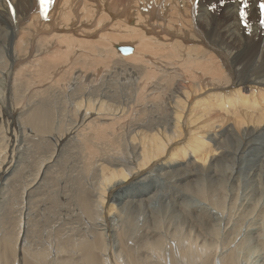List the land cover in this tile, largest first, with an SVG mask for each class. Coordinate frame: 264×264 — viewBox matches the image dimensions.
Returning a JSON list of instances; mask_svg holds the SVG:
<instances>
[{
  "label": "bare ground",
  "instance_id": "obj_1",
  "mask_svg": "<svg viewBox=\"0 0 264 264\" xmlns=\"http://www.w3.org/2000/svg\"><path fill=\"white\" fill-rule=\"evenodd\" d=\"M11 2L16 8L15 21L8 11V0H0V29H2L0 31V45L5 47L7 51L5 53L12 62L10 66L12 74L7 79L8 84L10 82L13 89L15 84L19 85V83H16L18 82L17 75H20L18 73L23 69L26 70L24 76H27V78L33 74L39 75L45 72L41 74L47 76L42 80L45 85L42 89L36 90L46 92L60 83L61 86L59 87H67V90L70 87L76 88L77 85V88L84 90L81 94L85 93V90V96L88 94L86 100H84V107L81 106L83 105L81 100L75 102L77 108L80 107V109L85 110L84 113L77 116V120L75 119L71 124L67 122L69 127L62 133L60 130V136L56 138V142L60 141L61 145V141L67 135H72L71 137L75 138V144L96 140L103 147H106L117 137L116 129L123 127L125 119L128 124L130 122L133 125L130 137L131 139L135 137L137 140L135 149L140 158L136 172L131 174L130 170L111 172L109 175H103L101 185H107L113 181H118L117 185L119 182L123 184L144 169L155 168L159 163L156 161L164 156V153L166 154L176 143L185 141L187 144L181 148L179 153L177 151L173 152L183 158L188 156L184 164L179 163L180 167L173 172L178 174V177L176 175L173 180V188L180 189V186L176 183L177 180H187L195 174L211 176L209 174L216 163L226 160L225 157L229 156H233L232 158H237V160L242 159L252 140L264 136V29L261 28L259 23L258 7L261 0H249L250 7L247 10L249 15L246 17L247 28L239 23L238 16L234 13L235 6L232 0H226L225 7L222 10V19L220 20L215 18L213 11H208L210 0H54L46 12V19L41 15L38 0H11ZM212 2L215 3L218 0H212ZM114 17H116L115 21H113ZM8 29L10 32H8ZM123 44L132 45L133 50L130 54L122 55L118 51L117 46ZM26 51L28 52L25 53ZM25 54L32 58L29 60L32 63L29 67L26 66V63L24 64ZM16 67H18L17 70ZM120 68L122 69L120 70ZM128 69L132 70L133 73L135 72L138 77L139 91L137 92L138 95L140 92L141 97L144 93L147 96L148 90L154 92L157 90L158 93V90L174 89L171 101L167 102L168 112L164 120L166 123L151 127V125L148 126L144 123L145 121L142 118V121L125 118V112L123 118L120 114L123 108H116L115 111L117 112H113L111 109L114 106L111 102L107 105L104 99L97 98L94 94L90 96L94 91L88 90H92L91 88L97 84L95 82L97 78L99 80L102 78L100 81H106L109 77H116L119 73L121 75L123 70ZM133 73H130V75L134 79L135 74ZM35 76L33 75V78ZM1 77L3 76L1 75ZM109 83L113 88L114 85L116 86L114 84L116 82L112 80ZM11 87H9V90H11ZM54 89L56 88L54 87ZM217 91H222V93H216ZM166 92L170 93L167 90ZM157 93L156 97L159 96ZM34 95L31 94L32 100L35 99ZM203 95H206L205 98ZM146 98L143 99L142 97L141 100L145 101ZM163 98L165 99V96ZM161 100L160 102L164 101ZM210 101L213 105H221L222 107H226L227 104L231 106L228 103L230 101L236 105L240 104L238 106L241 109H238L237 113L234 111V115L230 114V117L234 116L233 126L240 129L239 134L242 136V146L240 147L239 144L234 152L224 148L232 141L229 137L237 134L234 127L233 130L232 127H227L223 131L220 130L221 132L214 134L213 137L210 136L211 134L206 135L208 140L206 144L202 141L204 136L199 137V134H197L200 133L201 128L204 129L206 125L210 124L211 118L206 115V113H209ZM12 103L9 100V104L12 105ZM135 103L132 105H135ZM150 103L152 101H149ZM158 104L161 105L162 103ZM154 106L156 108V105ZM247 108L249 109L247 110ZM14 109H17V107ZM255 110L259 111L254 112ZM51 111L50 109V112L45 115H42L44 112L41 113L43 119L37 126L38 130H34L37 133L36 135L45 136L47 134L44 122L45 119L50 120L53 118ZM127 112L129 113L128 110ZM30 113V124H34L35 121L32 120L34 113L32 111ZM217 114L215 113L216 116ZM11 119L13 120L12 117ZM144 126L151 129L148 131L143 130ZM191 127H196V137H189L193 132ZM38 140H41V137ZM21 141H25L23 137H21ZM14 144L9 143V159L5 162L4 167L0 169V177L10 174L12 167L14 168L15 163L19 160L17 153L20 151H17L20 148H16V150ZM208 144L214 146L213 152L215 154L210 151ZM190 151L196 153L195 156L190 155ZM15 171L5 181L10 182L16 175L14 174ZM167 171L169 172L170 169H167ZM42 181L44 182V177H42ZM256 184L259 186V183ZM101 185L99 183L100 190L98 191L97 202L94 200L97 207L105 206L108 198H111L109 197L111 191L106 194L104 187ZM81 187L80 190H82ZM203 187V184L199 183L193 186L192 189L202 199L208 200L212 207L205 205L199 211L203 214V217L202 215L185 212V217L190 215V219L196 221L193 226L195 229L193 230L192 226H190L188 232H178L176 229L177 231L175 230L173 234V237H175L174 244L166 239H164L166 242L163 244V238L160 235H156L152 240H147L145 245L148 246L149 253L147 256H145V253L143 258H139L140 255L138 257L135 248L126 246L123 252H129V255L134 254L135 260L132 264H158L159 260L161 262L165 259L169 260V264H242L245 261L243 253L247 252L249 248L250 251L264 254V231L256 232L258 230L256 228L264 227V198L261 203L258 200L259 204L254 203L255 201L251 202L253 204L249 208L250 203H243L242 205L245 206L244 209L248 211V214L231 215V218L229 217L231 225L226 230H221L219 225L216 226V224L211 223L210 217L211 214L216 213V208L224 210L223 208L228 204L227 198L230 193L221 192L224 185H219V183L209 187V190L205 191L206 195ZM84 189L86 190V188ZM81 192L78 195V200H80L83 211L90 216L88 224L94 229H90V234L85 231V234H83L85 237H75L77 240L71 241L70 239H73V237H69L74 231L73 227H68L67 230L64 228L62 233L60 232V249H58L60 251L57 253V255L60 254V258L63 257L57 264H111L107 257H101L103 256L101 255L103 254L102 251L106 250L103 241L109 240L113 236L110 230L109 218L106 215L100 217V213L96 209L95 214L97 211L99 217H94L93 204L85 195L86 192L83 191V194ZM230 192L233 195L232 192L234 191L231 190ZM233 198L235 199V197H232L228 204L230 207H233L237 202ZM102 210L99 211L103 212ZM125 218L124 223L129 228L131 220L128 216ZM64 223L66 224L65 221ZM243 226L246 229L242 228ZM83 230L82 232H84ZM152 232L153 234L156 233L153 229ZM125 233L126 230L119 232L117 234L118 239L123 238ZM240 234H242L241 237ZM238 236L240 237L239 240L237 239ZM2 238L5 246L12 245L8 242V235ZM235 239H237V242L234 243ZM168 243L169 249H167ZM21 249L23 250L22 247ZM26 254L25 257L27 258ZM10 258H12L11 254L10 257L5 259L4 264H10ZM15 261L12 264H15ZM23 264H40V261L37 263L33 260V257H28Z\"/></svg>",
  "mask_w": 264,
  "mask_h": 264
},
{
  "label": "rangeland",
  "instance_id": "obj_2",
  "mask_svg": "<svg viewBox=\"0 0 264 264\" xmlns=\"http://www.w3.org/2000/svg\"><path fill=\"white\" fill-rule=\"evenodd\" d=\"M210 2L213 3L212 0H210ZM215 3H217L218 5V2ZM224 7L225 4L223 5V7H220L218 5L217 9L213 11L214 16L217 20L222 19V10ZM115 18L116 17H114L113 21H115ZM1 30L2 29H0V31ZM8 32H10L9 29ZM123 45L132 46L131 44ZM3 52L5 53L7 51L5 50L4 46L0 45V68L2 69H0V73L2 72L0 74V148L2 150L5 148L3 151L0 149V151H2L0 153V166L2 165L0 169L4 167L5 162L9 159V143H15L16 145L14 144V148H20L17 151L20 152L17 153V157L19 158V160H17V162L15 163V169L12 167V171L10 172V174L6 175L5 177H0V264H4L5 259L10 257V254L12 255V258H10V264L14 263L15 260V264H23L28 257H33V260L37 263L38 261H40V264H57L60 259L62 260L63 256L60 258V254L57 255V253L60 251L58 250L60 249V232L62 233L64 228H66L67 230L68 227H73L74 231L72 230L73 232L69 237H73V239H70L71 241L77 240L76 238L85 237L83 235L85 234V231L86 233L89 232L90 234V229H94L88 224L90 216H88L83 211V208L80 205V200H78V195L82 190L85 192L89 190L87 191L89 193L86 192L85 195H87V198L93 204V215H95L94 217H99V215L97 214L98 211L100 213V217H104L106 215L109 218L108 221L110 223V230L112 231L113 236L109 240L103 241V246H105L104 249L106 250L102 251L103 254H100L103 255L101 256L102 258L107 257L111 264H132L134 262V254L129 255V252H123V249L126 248V246L135 248V251L138 253V257L140 255L139 258H143L149 253V248H147L148 246L145 245V242L147 240H152L156 235H160L163 238V244L166 242V240L171 242V244H174L175 237H173V234L176 229L178 230V232H188L190 226H192L193 228L196 221L190 219V215L185 217V212L193 213L195 215H202L203 217V214L201 212L199 213V211L202 210L205 205L211 206L210 202L208 203V200L202 199L192 189L193 186L199 183L203 184L204 186V194L205 191L207 192L209 190V187H212L218 183L219 185H224V189L221 190V192L223 191L227 194L230 193L227 198V203H230V199L232 197H235L236 200L234 198L233 200L237 201L233 207H230L227 204L225 205V208H223L224 210L216 208V213L211 214V223L216 224V226L219 225V228H221V230H226L231 225V215L241 213L245 215L248 214V211L244 209L245 206L242 205L243 203H250V206H248L249 208L252 207L253 203L251 204V202L255 201L254 203H258V200H260L261 203L263 201L264 136L256 137L254 140H252V143L248 145L249 148L247 147L246 149L247 155L245 153V156H243L242 159L237 160V158H232L233 156H229L225 157L226 160H223L224 162L221 160L220 162L216 163L209 174L211 176H202L199 174H195L189 177V179L187 180H175L176 183L180 186V189L173 188V180L175 179L176 175L178 177V174H175L173 172L180 167L179 163L182 165L184 164L188 156L186 158H183L182 156H178L177 153H174L176 151L179 153L181 148L183 146H186L187 143H185V141L176 143L174 147L170 148L166 154L164 153V156L156 161L159 163L157 166H155V168H146L143 170L144 172H139L137 175H135V177L129 179L123 184L119 182V184L117 185L116 183L118 181H113L108 183L107 185H101V182L103 181V175H109L111 172H120V170H130V174L132 172H136L137 164L140 162V158L138 156V152L135 149L137 140L135 137H133L132 139L130 137V131H132L133 125H131L130 122L128 124V121L125 119L123 127L121 128L122 132L121 129L117 128L115 132L117 134V137L115 138L116 140L114 139V141L110 142V144L106 147H103V145L99 144L96 140L81 144H75V138H72V135H67L61 141L60 145V141L56 142V138L60 136V130L61 133L64 132V130L69 127V124H71L77 118V116L83 114L85 111L84 109H80V107L77 108L75 102L81 100V102H83V105H80L83 107L85 106L84 100H86V97L88 95L87 94L85 96L86 90L85 93L81 94V92H83L84 90H82L81 88H77V85L76 88L70 87L67 90V87H59L61 86L59 85L60 83L54 86L56 89H54L53 87L46 92L36 90L42 89L44 87L45 83L42 82V80L47 76L41 74L45 72L39 74L40 76L38 74H33L34 76L36 75L35 78H33L32 75L29 77L33 79H30L29 77L27 78V76H24L26 75V70L23 69L19 71L18 74L20 75H17L18 82L16 83H19V85L15 84V88L13 89L10 85V82L8 84L7 81V79L12 74V71L10 70L12 62L7 54H4ZM27 52L28 51H26L25 53ZM29 57L30 56H28V54H25L24 64L26 63L27 67L32 64L29 62V60H31L32 58ZM17 68L18 67H16V70ZM121 69L122 68H120V70ZM128 70L122 71L125 74L121 72L120 75L119 73L116 76L118 78L109 77L106 81H100L102 78H100V80L97 78V80L95 81L97 84L91 88L92 90H88L91 92L94 91L90 94V96L94 94L95 97L102 100L104 99L106 101V104L111 102L114 106L113 108H115H112L113 110L111 109V111L113 112H117L115 110L123 108L122 112L120 113L123 116L125 112L124 115L126 117L123 116V118H133L132 120L135 121H142L143 119V121H145L144 123H146L148 126L151 125V127H156L163 123H166L164 120L168 112L167 107L168 103L171 101V97H173L174 95V89H164V91L158 90L159 94L156 92L157 90H155L157 95H159L160 97H156V93L153 90H148L147 96L149 95L150 99L148 100L149 96L147 97L146 93H144V96L142 95L143 99L146 97L147 98L145 99V101H143L141 100L142 97L140 96V92L139 95L137 92L139 91V87L137 84L139 82L138 77L135 72L133 73L132 70ZM130 73L135 74L134 79L131 77ZM1 75L3 77H1ZM58 78L60 79V77ZM70 78L72 77L70 76ZM110 80L116 82L114 83L116 84V86L114 85V88L110 86ZM33 86L36 88H34ZM9 87H11V90H9ZM166 90L170 91L171 94L169 92L168 94ZM161 92L164 94H162ZM216 93H222V91H217ZM31 94H35L34 100H32ZM48 95L50 96V98ZM138 96L141 98L139 99ZM164 96L165 99L163 98ZM205 96L206 95H203L204 98ZM160 99H162L161 101H164L160 102ZM9 100L13 102L12 105L9 104ZM149 101H152V103H150L151 105L149 104ZM165 102L167 105L165 104ZM134 103L136 107L135 105H132ZM158 103L162 104L160 105ZM207 103H209V101H207ZM210 103L211 104L209 105L208 110L209 113H206V115L211 118L210 124L206 125L204 129L201 128V130L199 131L200 133L197 134H199V137L204 136L203 140H201L206 144L208 142L206 135L211 134L210 136L213 137L214 134L223 131L227 127H232V130L234 127L237 134L233 137H229L232 139V141L227 144L226 147H224L228 148L231 152H234L239 144L240 147L242 146V136L239 134L240 129L237 126H233L234 116L230 117V114L234 115V111H239L241 107H239L238 105L240 104L238 103L236 105L233 104L232 101H230L228 103H230L231 106L227 104L225 105L226 107H222L221 105H213L212 101H210ZM119 104H121L122 106ZM153 104L156 105V108ZM15 107H17L18 110L14 109ZM49 107L52 110L51 112L53 118L50 120L45 119V131H47V134H45V136L36 135L37 133L34 132V130H38L37 126L43 119L41 113L44 112L42 115L48 114V112H50ZM131 107L132 109H130ZM248 109L249 108H247V110ZM69 110L71 113L69 112ZM127 110L129 111V113L127 112ZM31 111L34 113V117H32V120L35 121L34 124H30ZM256 111L259 110H255L254 112ZM215 113H218V118ZM11 117L13 118V120L11 119ZM67 122H69V124ZM135 123L137 124V122ZM195 128L196 127H191V129H193V132L191 134L187 133L188 135L190 134L189 137L197 136L195 134L197 129ZM150 129V127H143V130L148 131ZM224 136H226V134H224ZM21 137H23L25 141H21ZM39 137H41V140H38ZM61 149H63V151H61ZM209 149L213 152L214 146L209 145ZM195 154L196 153L191 152L190 155L195 156ZM213 154H215V152H213ZM13 158H15V156H13ZM167 169H170V171L168 172ZM14 171L16 172L14 173L16 174L14 175L15 177L10 182L5 181V179L12 175V172ZM42 177H44V182L42 181ZM7 182L8 185L6 184ZM80 182L82 183L81 185ZM99 183L102 187H104L106 194L110 193L111 191L109 197L112 198V201L111 198H108L107 204H105V206L97 207L94 203L97 202L96 199H98V191L100 190ZM256 183H259V186ZM114 184L116 185L111 190ZM257 186L259 187V189ZM80 187L82 190H80ZM84 188H86V190ZM231 190L234 191L232 192L233 195L230 192ZM83 191L81 192L82 194ZM29 192L31 193L29 194ZM235 193L237 196L234 195ZM95 209L97 210L96 214ZM101 209H103V212L99 211ZM194 210L197 211L194 212ZM126 216H128L131 220V226L129 228L127 227L126 223H124ZM64 221L66 222V224L64 223ZM244 227L245 226H243L242 228ZM152 229L155 230L156 233L153 234ZM194 229L195 228H193V230ZM256 229H258L256 230V232L259 233L264 231L263 226ZM82 230L84 232H82ZM125 230V236L118 239L117 234ZM79 231H81L82 233ZM242 234H240V237L242 236ZM7 235L9 239L8 242L12 244L10 246H5L3 242L2 237ZM231 237H233V235H231ZM240 237L237 239L239 240ZM237 239L234 240V243L237 242ZM21 247L23 248V250L21 249ZM137 249L140 251H138ZM142 249L143 251H141ZM167 249H169V243L167 244ZM25 254L27 255V258L25 257ZM243 256L245 258V261H243L242 264H264V254H258V252L256 251H250V248L247 250V252L243 253ZM53 257L55 258L52 259ZM158 264H169V260L165 259V261L161 260V262L159 260Z\"/></svg>",
  "mask_w": 264,
  "mask_h": 264
},
{
  "label": "snow or ice",
  "instance_id": "obj_3",
  "mask_svg": "<svg viewBox=\"0 0 264 264\" xmlns=\"http://www.w3.org/2000/svg\"><path fill=\"white\" fill-rule=\"evenodd\" d=\"M54 0H38L40 5L41 15L44 16L46 19V12L48 11L49 7L53 4ZM226 0H218V5L223 7ZM234 4V13L238 16V21L240 24H243L245 28L248 27V23L246 21V17H248L249 12L247 11L250 7L249 0H232ZM217 3H211L208 5V11H214L217 9ZM259 16H260V26L264 29V0H261L259 3ZM8 11L12 16V19L15 21L16 19V8L12 4L11 0H8ZM125 52H128V49H124ZM231 71V70H230Z\"/></svg>",
  "mask_w": 264,
  "mask_h": 264
},
{
  "label": "water",
  "instance_id": "obj_4",
  "mask_svg": "<svg viewBox=\"0 0 264 264\" xmlns=\"http://www.w3.org/2000/svg\"><path fill=\"white\" fill-rule=\"evenodd\" d=\"M117 49L122 55H128L133 50L131 46H125V45L117 46ZM124 49H128L129 51L125 52Z\"/></svg>",
  "mask_w": 264,
  "mask_h": 264
}]
</instances>
